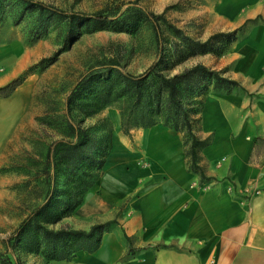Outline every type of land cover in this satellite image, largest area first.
Wrapping results in <instances>:
<instances>
[{
  "label": "crops",
  "instance_id": "0c3cea01",
  "mask_svg": "<svg viewBox=\"0 0 264 264\" xmlns=\"http://www.w3.org/2000/svg\"><path fill=\"white\" fill-rule=\"evenodd\" d=\"M217 12L247 30L224 75L238 87L203 101L212 137L198 164L208 178L188 167L179 134L158 123L125 135L114 112L106 163L65 219L83 230L113 223L93 251L50 264H264V0H222ZM13 77L0 73V86ZM18 90L0 97V165L24 109L13 101Z\"/></svg>",
  "mask_w": 264,
  "mask_h": 264
},
{
  "label": "trees",
  "instance_id": "16d2710c",
  "mask_svg": "<svg viewBox=\"0 0 264 264\" xmlns=\"http://www.w3.org/2000/svg\"><path fill=\"white\" fill-rule=\"evenodd\" d=\"M136 3L137 0L131 1L123 9L124 3L110 4L92 13L69 12L39 0H0V8L13 11L17 23L26 19L27 32L33 38L45 35L50 24L59 26L63 39L68 40L75 36L77 28L134 32L140 23L147 22L159 55L162 23L179 39L172 49L180 47L183 57L214 51L220 41L233 40L246 26L244 23L231 32H214L200 40L172 24L163 12L156 13ZM223 51L222 48L219 52ZM160 60L134 74L125 71L117 57L104 58L73 85L65 100V111L68 114L74 109L81 118L77 123L67 118L64 137L47 149L40 173L45 186L42 202L14 228L9 236L13 245L20 243L23 249L41 255L47 262L70 261L79 250L93 251L98 247L100 233L113 221L94 223L83 230L72 228L62 220L73 213L94 185L112 148L110 121L83 126L85 118L107 106L117 110L119 127L125 135H130L134 128H148L158 123L181 133L185 156L189 158L188 167L198 173L200 179L208 178L197 162V154L209 142L195 135L194 116L202 110L208 86L214 91L230 90L238 87V83L202 63L165 74L159 67ZM22 78H13L0 86V97H8L20 86ZM55 224L60 225L48 226Z\"/></svg>",
  "mask_w": 264,
  "mask_h": 264
},
{
  "label": "rangeland",
  "instance_id": "374dc122",
  "mask_svg": "<svg viewBox=\"0 0 264 264\" xmlns=\"http://www.w3.org/2000/svg\"><path fill=\"white\" fill-rule=\"evenodd\" d=\"M39 1L69 12L92 13L116 3H124L123 9L134 0ZM221 1L137 0L136 5L156 13L163 12L184 33L204 40L214 32H231L238 26L219 17L217 11ZM12 13L0 8V73L3 76L11 73L13 78L23 77L13 101L23 104L24 109L17 116V135L6 142L7 161L0 165V264H50L41 255L23 249L20 243L13 245L9 236L21 219L42 202L45 186L40 173L47 149L64 137L67 118L74 123L81 118L74 109L68 114L65 111L66 97L81 75L111 56L119 59L125 71L134 74L143 72L161 58L159 67L165 74L171 75L195 63H202L226 75L233 65L230 49L247 29L238 32L233 40L220 41L214 51L183 57L180 47L172 49L179 39L161 23L160 56L147 22L140 23L134 32L110 28L84 31L77 28L75 36L68 40L63 39L59 26L50 24L45 35L33 38L27 32L26 19L17 23ZM222 48L224 51L221 53ZM228 53L230 56L226 58ZM205 92L208 96L218 91L208 86ZM114 112L117 110L113 106H107L94 116L85 118L83 126H97L110 121L109 126L113 130ZM200 116L201 112L194 116L193 131L200 140L210 141L212 133L203 131ZM171 131L183 138L178 131ZM199 153L198 163L201 159ZM66 218L62 223L66 224Z\"/></svg>",
  "mask_w": 264,
  "mask_h": 264
}]
</instances>
